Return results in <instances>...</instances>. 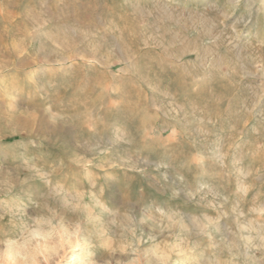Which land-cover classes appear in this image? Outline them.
Instances as JSON below:
<instances>
[{"label":"rangeland","instance_id":"rangeland-1","mask_svg":"<svg viewBox=\"0 0 264 264\" xmlns=\"http://www.w3.org/2000/svg\"><path fill=\"white\" fill-rule=\"evenodd\" d=\"M0 185V264H264V0H0Z\"/></svg>","mask_w":264,"mask_h":264},{"label":"bare ground","instance_id":"bare-ground-1","mask_svg":"<svg viewBox=\"0 0 264 264\" xmlns=\"http://www.w3.org/2000/svg\"><path fill=\"white\" fill-rule=\"evenodd\" d=\"M11 181H12V180H11ZM14 182H16V181H14ZM14 182H13V183H14ZM6 185H7V184H6ZM12 185H13V184H12ZM12 185H11V186H12ZM14 185H15V183H14ZM0 187H1V185H0ZM4 189H5V188H4ZM9 254H10V255L13 254V250H12V249H10Z\"/></svg>","mask_w":264,"mask_h":264}]
</instances>
